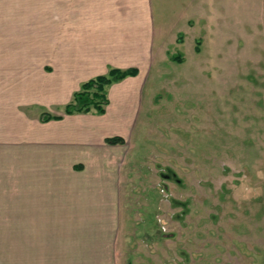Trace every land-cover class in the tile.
Instances as JSON below:
<instances>
[{
	"label": "rangeland",
	"instance_id": "374dc122",
	"mask_svg": "<svg viewBox=\"0 0 264 264\" xmlns=\"http://www.w3.org/2000/svg\"><path fill=\"white\" fill-rule=\"evenodd\" d=\"M44 4L33 0L39 67L60 40L50 38ZM153 4L165 44L148 103L119 144L130 236L119 239L120 264H264V0ZM17 234L0 231L9 264Z\"/></svg>",
	"mask_w": 264,
	"mask_h": 264
},
{
	"label": "crops",
	"instance_id": "0c3cea01",
	"mask_svg": "<svg viewBox=\"0 0 264 264\" xmlns=\"http://www.w3.org/2000/svg\"><path fill=\"white\" fill-rule=\"evenodd\" d=\"M44 5L40 19L60 40L47 44L39 67L33 0H0V231L18 232L17 264H120L119 239L130 237L120 201L127 153L107 139L132 136L165 30L155 26L153 0ZM112 67L139 74L109 88L104 114L67 115L82 84ZM6 247L0 264L11 262Z\"/></svg>",
	"mask_w": 264,
	"mask_h": 264
},
{
	"label": "trees",
	"instance_id": "16d2710c",
	"mask_svg": "<svg viewBox=\"0 0 264 264\" xmlns=\"http://www.w3.org/2000/svg\"><path fill=\"white\" fill-rule=\"evenodd\" d=\"M138 68L121 69L112 67L106 74L98 75L84 82L79 91L75 92L73 99L65 107V113L72 115L75 113L96 112L104 114L110 103L108 91L109 88L128 77L137 76ZM62 116L47 115L44 120L60 119ZM110 144H120L124 142L123 138H108Z\"/></svg>",
	"mask_w": 264,
	"mask_h": 264
}]
</instances>
